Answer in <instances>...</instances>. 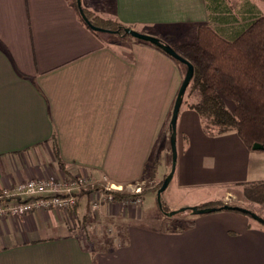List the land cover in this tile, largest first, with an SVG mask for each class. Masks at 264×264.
<instances>
[{
    "label": "crops",
    "instance_id": "1",
    "mask_svg": "<svg viewBox=\"0 0 264 264\" xmlns=\"http://www.w3.org/2000/svg\"><path fill=\"white\" fill-rule=\"evenodd\" d=\"M84 2L95 16L171 45L192 40L199 24L232 40L264 17V0ZM185 72L182 63L129 35L91 30L71 0H0V190L81 172L101 185L144 184L149 169L167 165L170 119ZM188 89L176 145L180 133L189 162L176 168L173 188L171 180L162 193L166 211L223 203L228 191H218L225 184L264 180V151L247 147L235 131L209 134L188 106L199 101ZM209 138L235 150L221 171L224 185L199 171L203 157L195 145H209ZM200 186L215 191L177 196ZM0 264H264V226L232 210L167 216L154 189L139 203L114 201L95 211L80 195L69 210L0 219Z\"/></svg>",
    "mask_w": 264,
    "mask_h": 264
},
{
    "label": "trees",
    "instance_id": "2",
    "mask_svg": "<svg viewBox=\"0 0 264 264\" xmlns=\"http://www.w3.org/2000/svg\"><path fill=\"white\" fill-rule=\"evenodd\" d=\"M71 2L83 21L76 0ZM84 12L93 25L125 35L124 28L127 26L91 15L85 9ZM99 19L104 20V24H99ZM85 25L89 27L86 23ZM145 44L179 62L159 47ZM171 46L193 65V77L188 88L190 93L198 94L199 101L189 103L188 106L199 114L206 125L217 128L218 132L235 131L247 147L260 143L264 151V17L253 19L232 40L222 38L209 25L199 24L192 40ZM227 101H231L233 105L229 106ZM239 185L242 198L248 203L245 208L264 218V180ZM93 189L110 193L114 201H134L137 197L142 198L146 191L141 190L139 194L108 191L99 183H95ZM211 205L209 207L224 203L216 202ZM75 206L76 204L71 208ZM160 209L162 212L166 211L163 202ZM87 228L84 226V234L89 238Z\"/></svg>",
    "mask_w": 264,
    "mask_h": 264
},
{
    "label": "built area",
    "instance_id": "3",
    "mask_svg": "<svg viewBox=\"0 0 264 264\" xmlns=\"http://www.w3.org/2000/svg\"><path fill=\"white\" fill-rule=\"evenodd\" d=\"M94 182L86 173H76L64 177H34L20 181L15 185L0 190V219L7 216L22 218L36 210H69L80 195H84L92 211L98 210L104 203L114 202L110 193L93 189ZM105 190L123 191L120 184L104 185ZM140 186H132L131 193L139 194ZM141 197L134 201L120 200L122 204L139 203Z\"/></svg>",
    "mask_w": 264,
    "mask_h": 264
},
{
    "label": "rangeland",
    "instance_id": "4",
    "mask_svg": "<svg viewBox=\"0 0 264 264\" xmlns=\"http://www.w3.org/2000/svg\"><path fill=\"white\" fill-rule=\"evenodd\" d=\"M89 1H92L93 4L96 6V4H97L96 1L97 0H89ZM230 1L234 4L236 0H230ZM81 3L84 5V3H85L84 0H82ZM82 8H84V6H82ZM84 9L87 12H89L86 8H84ZM84 9H83V11H84ZM89 13L91 15L94 14L93 12H89ZM99 17L102 18L101 16H99ZM102 19H99L98 20V23L101 24V25L104 24V20H102ZM96 32H98L102 36H110L111 35V32H102V31L101 32L100 31H96ZM168 41H170V40H168ZM166 43L169 44L168 42H166ZM188 92L190 94V91H188ZM185 100H187V97H185ZM227 104L229 106L233 105L231 101H227ZM208 126L209 127L206 130H207V132H209V134H211V135L212 134H218V133H216L218 131L217 128L210 127V125H208ZM214 128L217 131H215ZM209 141H210V144L209 145H206L207 144L206 142L203 143L202 146H199V147H196V145H195V148H197V149H199V150L202 151L200 157L201 158L203 157L202 158L203 164L199 168V171L201 172V176H202L203 179L213 180L215 183L217 182V184L219 186L220 184H222V182L224 180V177H223L222 172H221L222 171V168L225 167L228 163L231 162V160L233 159V156L235 154V150H234V148L228 149V150L221 149V147H223L224 144L217 143L215 145V143L212 140V138H209ZM180 143H181L180 133H178L177 145H176V148H175L176 149L175 150L176 151L175 171H176V168H177V171L176 172H178L179 168L181 167V165L183 163L189 162V159H188L189 158V153H186L185 155L182 154V148L180 146ZM211 146H215L216 148H219V150H222V152H220V153L219 152H216L215 154H212L211 155V153H212L210 151V147ZM200 147H205V148L203 150ZM205 149H206V151H205ZM210 164L211 165L213 164L212 169H210ZM249 165L251 166V170H252V168L257 165V162L255 161V159L252 158L251 161H250V163H249ZM170 166H171V152L167 156V165H166V167L162 168L159 172L157 171L155 173H153L152 170L149 169V171L147 172L148 173L147 174L148 180H146L144 184L143 183H140V182H138V184L137 183L136 184H128V185L123 186V191H126L128 193H131L132 186H134V187L135 186H140L141 187V190H146L148 188V189H154V190L157 191V189L159 188L158 185L163 181L164 176H166L169 173ZM148 175H153V176L150 177ZM172 178L173 179H171L172 181H171L170 188H173L171 186L176 181V177L175 176L172 177ZM150 181H153V182H150ZM222 185H224V184H222ZM149 187H151V188H149ZM156 187H158V188H156ZM191 190L190 189H187L184 192H180V194L177 192L178 193L177 196L178 195L179 196L186 195V196L189 197L191 195H195V196L211 197V195L215 191V189L205 190L204 187H202V186L195 187L194 189H191ZM193 190H195V191L193 192ZM241 190H242L241 189V186L238 185V184H233V185L232 184H225L221 189H219L218 193H219V196H220V195L224 194L226 191H228L227 194L225 195V199L222 201L223 203L228 204V205H237V206H241V207H246V206H248V203L243 200L242 195H241ZM188 197H186V198L189 199ZM161 198H163V197H161ZM162 202H163V199H162ZM212 203H216V202H211V204ZM163 204H164V208L167 209V205H165L164 202H163ZM207 204L208 203H206V204L205 203L199 204L197 207H204ZM190 207H195V206H190ZM190 207H184V208H186L184 211H180V212L174 214L172 217L178 219V218H182L185 215L188 216V214L191 215L192 212L189 209ZM181 208H183V207H181ZM177 209H180V208H177ZM262 213L264 215V208H263ZM248 217H250V216H248ZM252 220L255 223L261 225L262 227L264 226L263 224L259 223L258 221L254 220V219H252ZM106 230H105L104 233L102 232L101 234H103V236L109 237L110 242L113 241L112 240L113 239L112 236L110 234H108V232H106Z\"/></svg>",
    "mask_w": 264,
    "mask_h": 264
},
{
    "label": "water",
    "instance_id": "5",
    "mask_svg": "<svg viewBox=\"0 0 264 264\" xmlns=\"http://www.w3.org/2000/svg\"><path fill=\"white\" fill-rule=\"evenodd\" d=\"M77 3V7L78 10L80 12V15L83 19V21L93 30L95 31H102V32H116V31H110L107 29H104L102 27H98L95 26L91 23V21L87 18V16L85 15L82 5H81V0H76ZM124 34L125 35H129L135 39H137L140 42H144V43H149V44H153L157 47H159L160 49H162L165 53H167L168 55H170L171 57H173L174 59H176L177 61H179L180 63L184 64L186 66V72L184 75V78L182 80V83L179 87L175 102H174V106H173V110H172V115H171V119H170V148H171V166H170V171L169 173L166 175V177L163 179L160 187L157 189L156 191V199H157V203L158 206L160 208H162V193L163 191L166 189V187L168 186L169 182L171 181L174 171H175V161H176V121H177V115L182 103V99L184 96V93L187 89V87L189 86V83L193 77V65L186 60L185 58H183L170 44H167L165 42H163L162 40H160L159 38L149 35V34H145L142 32H139L137 30H134L132 28L126 27L124 28ZM252 149L255 150H263V145L260 143H254L251 147ZM186 208H180L177 210H171V211H163L165 215L167 216H173L174 214L180 212V211H184ZM191 210V212L193 214H203V213H210L213 212L215 210H232V211H237V212H241L244 214H247L248 216H250L252 219L258 221L259 223L264 225V218L260 217L259 215H257L255 212H252L251 210L245 208V207H241V206H237V205H228V204H224L221 206H214V207H190L189 208Z\"/></svg>",
    "mask_w": 264,
    "mask_h": 264
}]
</instances>
